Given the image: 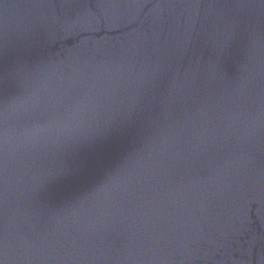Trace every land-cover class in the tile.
<instances>
[{"label":"water","instance_id":"1","mask_svg":"<svg viewBox=\"0 0 264 264\" xmlns=\"http://www.w3.org/2000/svg\"><path fill=\"white\" fill-rule=\"evenodd\" d=\"M0 264H264V0H0Z\"/></svg>","mask_w":264,"mask_h":264}]
</instances>
